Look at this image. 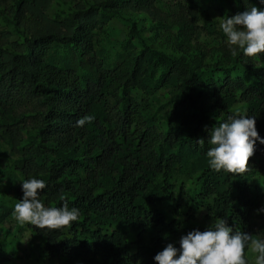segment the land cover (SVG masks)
Segmentation results:
<instances>
[{
	"label": "trees",
	"instance_id": "1",
	"mask_svg": "<svg viewBox=\"0 0 264 264\" xmlns=\"http://www.w3.org/2000/svg\"><path fill=\"white\" fill-rule=\"evenodd\" d=\"M156 1L0 0V229L22 182L43 180L46 207L80 213L70 229L29 225L56 264H156L217 218L264 239V144L242 176L207 157L211 128L230 117L255 116L264 139V54L233 56L209 11L227 19L264 3ZM53 2L66 7L50 13ZM137 13L148 27L123 15ZM115 18L128 29L117 44Z\"/></svg>",
	"mask_w": 264,
	"mask_h": 264
},
{
	"label": "clouds",
	"instance_id": "2",
	"mask_svg": "<svg viewBox=\"0 0 264 264\" xmlns=\"http://www.w3.org/2000/svg\"><path fill=\"white\" fill-rule=\"evenodd\" d=\"M260 2L264 3V0ZM220 28L233 56L237 55L236 49L249 58L264 54V10L252 6L223 20ZM93 120V116L86 115L76 121V126L82 127ZM257 141L264 144L256 129L255 116L230 117L229 122L212 127L208 141L212 147L207 151L211 169L223 170L233 176L246 174ZM45 188L43 180L23 181V198L14 205V219L21 227L31 225L48 231L70 229L80 218L79 209L69 208L67 202L62 207H46L39 198ZM257 211L264 212V208ZM179 245L177 249L173 244H167L154 256L156 264H247L246 247L255 254L254 264H264V239L240 230L234 232L224 218L215 219L203 232L193 230L182 236Z\"/></svg>",
	"mask_w": 264,
	"mask_h": 264
},
{
	"label": "rangeland",
	"instance_id": "3",
	"mask_svg": "<svg viewBox=\"0 0 264 264\" xmlns=\"http://www.w3.org/2000/svg\"><path fill=\"white\" fill-rule=\"evenodd\" d=\"M176 0H157L156 5L163 11H169ZM66 5L60 2H53L51 12H58L65 9ZM210 18L215 22L216 28L220 29V23L225 18L220 14V11L214 6L209 11ZM124 17L131 16L132 19L138 20L140 25L148 27L149 18L141 13L123 14ZM113 30V39L115 44L124 39L127 35V27L122 19L115 18L111 22ZM217 38L202 36L201 41L207 48L216 47L218 45ZM3 151V149H2ZM6 153L2 152V157H7ZM261 222V219L259 220ZM247 264H254L255 254L248 249L246 254ZM0 264H56L55 260L45 257L42 253V245L40 239L35 236L31 227L18 225L14 217L9 219L5 224L4 229H0Z\"/></svg>",
	"mask_w": 264,
	"mask_h": 264
}]
</instances>
